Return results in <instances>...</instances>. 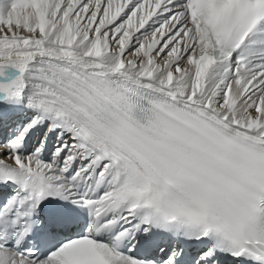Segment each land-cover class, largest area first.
<instances>
[{
    "label": "snow or ice",
    "instance_id": "obj_1",
    "mask_svg": "<svg viewBox=\"0 0 264 264\" xmlns=\"http://www.w3.org/2000/svg\"><path fill=\"white\" fill-rule=\"evenodd\" d=\"M0 264H264V0H0Z\"/></svg>",
    "mask_w": 264,
    "mask_h": 264
}]
</instances>
